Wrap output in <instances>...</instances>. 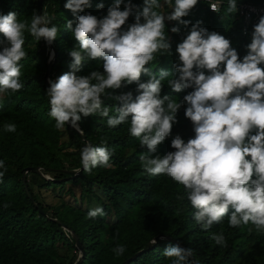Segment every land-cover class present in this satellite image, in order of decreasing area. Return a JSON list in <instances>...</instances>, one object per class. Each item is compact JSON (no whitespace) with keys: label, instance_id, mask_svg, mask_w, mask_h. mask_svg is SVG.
<instances>
[{"label":"trees","instance_id":"1","mask_svg":"<svg viewBox=\"0 0 264 264\" xmlns=\"http://www.w3.org/2000/svg\"><path fill=\"white\" fill-rule=\"evenodd\" d=\"M66 2H42L41 15L54 17L52 24L58 28L57 37L50 44L55 51L49 77L52 81L70 71L72 58L69 52L79 47L71 29L66 27L68 21L72 22V28L76 23L72 12L64 8ZM126 2L121 3V11ZM131 2L135 6L133 14L122 30H127L135 22V13L142 11L144 6V0ZM101 3L103 7L98 8ZM113 3L114 0H90V6L77 15L91 14L101 19ZM160 3L164 6L158 11L167 17L173 9L164 4V0ZM172 3L174 6V0ZM223 3L221 11L213 13L208 10L207 0H198L189 15L182 18L189 22L187 26L177 21H164L170 50L155 53V59L147 67L157 78L165 72L168 74L162 81L160 96L167 95L181 104L169 137L155 153H149L146 146L140 145L138 138L129 134L130 120L109 127L107 117H101L99 113L82 116L78 128L85 139L93 147L106 145L112 155L110 167L98 165L90 171L82 169L78 174L75 173L82 166L80 154L86 143L66 125L67 141L61 142L60 130L49 116V98L42 80L49 48L43 38L37 41L25 30L23 47L27 56L20 61L24 87L0 97V160L5 165L0 168V172H4L0 180V264H76L78 251L74 241L56 222L63 224L77 238L83 251L80 264H121L140 250L144 252L129 264H171L172 258L165 257L163 253L167 247L176 244L193 250V256L187 258L190 264H264V232L256 231L252 225L229 227L228 216L208 230H202L193 219L195 209L187 201L183 186L165 175H148L140 161L141 154L155 157L175 151L171 140L177 135L185 143L195 135L192 122L184 115L188 105L183 101L184 96L194 89L185 88L176 92L167 84L168 80L179 77L174 67L180 63L175 49L191 26L199 21L200 26L209 32L215 31L229 39L241 60L247 54L246 45L251 42V36L241 34L236 15L228 11V3ZM35 10V0H0V15L15 12L18 21L29 25ZM173 27L179 31L172 32ZM0 40H3L2 34ZM102 65L100 58L85 59L77 75L87 76L92 71L102 73ZM148 78V73H144L140 82H146ZM136 88L137 84L133 83L106 90L102 100L104 106L110 108V116H115V109L121 106L113 97L131 93L134 99L138 94ZM6 124H14L15 131H5ZM25 168H39L42 174L50 177L47 180L34 173L25 176L36 208L26 197L20 181L21 171ZM37 179V188L62 192L68 186L66 193L78 206L61 200L53 206L44 204L29 185L30 180ZM72 188L79 189L78 199H75ZM97 207L103 209V215L89 218L88 212ZM214 234H223L225 244H216L212 239ZM158 236L161 238L154 243V238ZM56 245L74 255L67 259L66 254L56 251ZM119 246L125 250L118 255L115 249Z\"/></svg>","mask_w":264,"mask_h":264},{"label":"clouds","instance_id":"2","mask_svg":"<svg viewBox=\"0 0 264 264\" xmlns=\"http://www.w3.org/2000/svg\"><path fill=\"white\" fill-rule=\"evenodd\" d=\"M122 2L114 0L101 19L91 14L77 15L90 6V0H67L64 4L75 16V27L71 21L66 27L79 47L69 52L70 71L48 82L49 116L61 130L65 125L78 129L82 116L97 113L107 117L109 127L130 120L129 134L138 138L149 153H155L171 134L181 104L167 95L161 98L162 81L168 74L157 78L147 65L155 59V53L170 50L165 19L187 26L189 22L182 18L189 15L198 0H174V6L172 0H164L173 9L167 17L158 11L164 6L160 0H144L142 11L135 13V22L127 30L122 26L135 6L127 0L121 11ZM212 10L218 11L215 5ZM228 11H236V0H228ZM52 19L46 14H33L29 25L18 21L15 12L0 15V97L24 87L20 61L27 56L23 47L25 30L37 41L43 38L51 44L58 34ZM171 31L179 29L173 27ZM246 48L247 54L241 60L229 39L209 32L199 21L191 26L175 49L180 63L174 67L179 77L167 84L176 92L194 89L183 101L188 105L184 115L192 122L195 135L186 143L177 135L171 140L175 151L163 156L140 155L148 175H165L183 186L187 201L195 209L193 219L205 231L228 216L229 227L252 225L264 232V15L254 25ZM98 58L103 60L102 73L77 75L85 59ZM144 73L149 78L140 82ZM133 83L137 84L138 94L134 99L131 93L113 97L121 106L115 109V116H110V108L102 100L106 90ZM4 127L13 132L16 126ZM111 155L106 145L93 147L86 143L80 154L84 171L98 165L110 167ZM4 166L0 160V168ZM3 176L0 172V180ZM97 214L103 215L101 207L88 212L89 218ZM212 239L218 245L225 244L223 234H214ZM124 250L123 246L115 249L118 255ZM163 254L172 258L171 264H190L187 258L193 256V250L176 245L167 247Z\"/></svg>","mask_w":264,"mask_h":264},{"label":"water","instance_id":"3","mask_svg":"<svg viewBox=\"0 0 264 264\" xmlns=\"http://www.w3.org/2000/svg\"><path fill=\"white\" fill-rule=\"evenodd\" d=\"M42 2L43 0H35V4H36V10H35V15H41L42 13ZM44 40V39H43ZM44 43L46 45L47 48H49V55L46 61V67H45V71L42 77L43 80V85L45 86L46 89H48L49 87V77L51 74V69H52V63L55 59V51L51 48V45L48 44L45 40ZM67 128L72 129L75 131V133L80 137V139L85 142V143H89L83 134H81V131L78 130L77 128L72 127L71 125H66ZM83 169V166H81L77 172L75 174H78L81 170ZM27 173H34L37 174L41 177H43L41 171L39 170V168H25L21 171V176H20V181L24 190V193L26 195V197L28 198V200L31 202V204L36 208L37 206L35 205V203L33 202L28 189H27V183H26V179L25 176ZM56 224L58 226H60L64 231L68 232L70 234V236L72 237L73 241H74V247L76 248V250L78 251V256H77V260H76V264H80L81 259L83 257V251L81 249L80 244L77 241V238L74 236V234L72 232H69L68 229L61 223L56 222ZM161 238V236L155 237L153 242L156 241L157 239ZM164 238V237H162ZM167 240H169L170 242L174 243L175 242L171 239L166 238ZM177 245V244H176ZM144 251L140 250L138 252H136L133 256H131L130 258L126 259L125 261H123L121 264H129L131 261H133L136 257H138L139 255H141ZM193 264H196L195 262H193Z\"/></svg>","mask_w":264,"mask_h":264},{"label":"rangeland","instance_id":"4","mask_svg":"<svg viewBox=\"0 0 264 264\" xmlns=\"http://www.w3.org/2000/svg\"><path fill=\"white\" fill-rule=\"evenodd\" d=\"M221 2H226L228 3V0H219ZM259 0H236V4L238 3H252L255 4L256 2H258ZM264 4V2H263ZM256 5V4H255ZM60 130V139L61 142H66L67 141V133L64 131V129H59ZM74 172L76 170H73ZM77 172V171H76ZM43 177L45 179H50L49 175L46 174H42ZM37 183H38V179L34 180V181H29V185L32 189V191L35 194H38V197L41 199V201L46 204V205H56L58 204V202L63 201L65 204L68 205H72V206H78V203L76 201H73V199L66 193V190L68 188V186H65V189L61 192L60 190H48V189H43V188H37ZM72 192L74 193L75 199H78L79 196V189L77 188H72ZM54 248L56 249V251L58 253L61 254H66L67 259H69L70 257H72L74 254L72 252L68 253L64 250V247H62L61 245H56L54 246Z\"/></svg>","mask_w":264,"mask_h":264},{"label":"built area","instance_id":"5","mask_svg":"<svg viewBox=\"0 0 264 264\" xmlns=\"http://www.w3.org/2000/svg\"><path fill=\"white\" fill-rule=\"evenodd\" d=\"M215 5L218 11H213L212 6ZM224 3L217 0H208V10L213 13L221 11ZM236 19L240 23V31L242 35H250L253 32L254 25L258 23L259 18L264 15V6L252 3H238L236 4V11L233 12Z\"/></svg>","mask_w":264,"mask_h":264},{"label":"crops","instance_id":"6","mask_svg":"<svg viewBox=\"0 0 264 264\" xmlns=\"http://www.w3.org/2000/svg\"><path fill=\"white\" fill-rule=\"evenodd\" d=\"M207 1H208V0H207ZM217 1H219V0H217ZM263 2H264V0H259V1L256 2L255 4H258V5H262V6H264Z\"/></svg>","mask_w":264,"mask_h":264}]
</instances>
